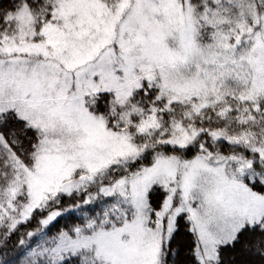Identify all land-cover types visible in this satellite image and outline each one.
Masks as SVG:
<instances>
[{"label":"snow or ice","instance_id":"snow-or-ice-1","mask_svg":"<svg viewBox=\"0 0 264 264\" xmlns=\"http://www.w3.org/2000/svg\"><path fill=\"white\" fill-rule=\"evenodd\" d=\"M0 264H264V0H0Z\"/></svg>","mask_w":264,"mask_h":264}]
</instances>
